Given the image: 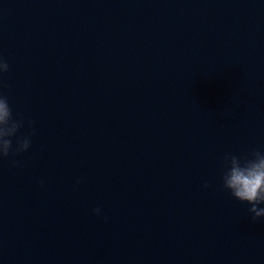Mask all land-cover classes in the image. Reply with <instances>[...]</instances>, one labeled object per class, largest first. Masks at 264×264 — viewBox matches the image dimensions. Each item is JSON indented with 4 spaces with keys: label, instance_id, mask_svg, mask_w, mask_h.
<instances>
[{
    "label": "clouds",
    "instance_id": "1",
    "mask_svg": "<svg viewBox=\"0 0 264 264\" xmlns=\"http://www.w3.org/2000/svg\"><path fill=\"white\" fill-rule=\"evenodd\" d=\"M9 64L0 58V73H5ZM23 126L22 120L13 118L8 97L0 94V158L26 152L31 144L27 137L18 140L13 147L12 137ZM14 164L18 163L13 161ZM222 186L231 195L250 205L248 209L253 222L264 218V152L252 150L248 155L239 157L225 154L223 158ZM207 187V185H205ZM99 209L95 212L98 215Z\"/></svg>",
    "mask_w": 264,
    "mask_h": 264
}]
</instances>
